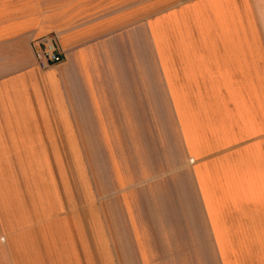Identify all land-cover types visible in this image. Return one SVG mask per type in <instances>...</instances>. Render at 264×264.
Segmentation results:
<instances>
[{
    "label": "crops",
    "instance_id": "0c3cea01",
    "mask_svg": "<svg viewBox=\"0 0 264 264\" xmlns=\"http://www.w3.org/2000/svg\"><path fill=\"white\" fill-rule=\"evenodd\" d=\"M201 1L0 0V264H264V0L183 31L182 129L153 31Z\"/></svg>",
    "mask_w": 264,
    "mask_h": 264
},
{
    "label": "rangeland",
    "instance_id": "374dc122",
    "mask_svg": "<svg viewBox=\"0 0 264 264\" xmlns=\"http://www.w3.org/2000/svg\"><path fill=\"white\" fill-rule=\"evenodd\" d=\"M221 1L223 0H220L219 3L217 1H201L194 6L176 10L171 13L167 17V19L160 21V23L157 25L158 35L153 31L161 70L163 74L165 72V75L169 81V88L171 93L173 94L172 99L182 129L185 127L183 114L187 105L186 99H189L190 101L191 98L193 99L195 97H199L200 95L202 96V94L199 93V89L196 93L197 89H192L193 87L189 88L188 86L183 84L182 81L185 75V72L183 70L185 69V66H187L186 64H195L197 62L198 55L197 53H192V51L189 49V46L186 44L187 35L183 31L185 29H194L193 24L198 29L199 26L202 25L206 28L213 29L212 31L217 32L216 37L224 39L226 32L231 31V26H224L227 22H229V19L221 18L230 17V14L233 15L234 9L231 7L228 0L223 1V3ZM240 11V18L244 23L243 26L245 27L246 25H248L251 38H253L254 22L252 16L251 14H249L248 8H240ZM152 26L153 25L151 24V28ZM174 30L175 32H173ZM198 31H195V33L188 35V37H192L193 39V47H198L197 38L198 35L200 36V32ZM225 48L232 49L233 46H225ZM201 51H207V49L203 48ZM208 64H210L209 60ZM185 95H191L192 97H187L184 99ZM247 96L249 95L247 94ZM196 135L198 138L200 137L199 132ZM233 136V134H225L222 137L228 139ZM213 188L216 189L217 187L214 186ZM212 193L214 197L218 196L217 191H213ZM214 202L215 201H211V206L214 209L215 218L216 206Z\"/></svg>",
    "mask_w": 264,
    "mask_h": 264
},
{
    "label": "built area",
    "instance_id": "2783aa9c",
    "mask_svg": "<svg viewBox=\"0 0 264 264\" xmlns=\"http://www.w3.org/2000/svg\"><path fill=\"white\" fill-rule=\"evenodd\" d=\"M37 63L41 69H47L63 62L64 52L59 46L58 36L53 34L37 41Z\"/></svg>",
    "mask_w": 264,
    "mask_h": 264
}]
</instances>
